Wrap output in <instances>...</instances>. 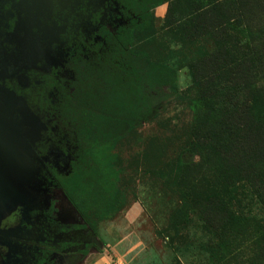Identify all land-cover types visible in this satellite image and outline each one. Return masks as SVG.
I'll use <instances>...</instances> for the list:
<instances>
[{
    "label": "trees",
    "instance_id": "obj_1",
    "mask_svg": "<svg viewBox=\"0 0 264 264\" xmlns=\"http://www.w3.org/2000/svg\"><path fill=\"white\" fill-rule=\"evenodd\" d=\"M119 1L127 24L114 33L102 30L103 52L72 57L73 79L57 88L52 127L74 149L70 173L56 184L95 234L126 207L117 147L177 95L176 71L153 63L141 49L155 38L153 11L168 3L167 26L177 24L191 42L209 38L215 50L191 66L203 111L193 142L179 157L182 205L164 232L176 239L197 215L224 239L248 228L259 242L264 219L239 217L233 207L245 196L264 210V0ZM223 246L198 248L218 262L226 258ZM256 247L247 262L264 264V240Z\"/></svg>",
    "mask_w": 264,
    "mask_h": 264
},
{
    "label": "rangeland",
    "instance_id": "obj_2",
    "mask_svg": "<svg viewBox=\"0 0 264 264\" xmlns=\"http://www.w3.org/2000/svg\"><path fill=\"white\" fill-rule=\"evenodd\" d=\"M223 1L226 3L228 0ZM95 2L96 10L102 9L103 26L115 31L127 24L122 10L112 0ZM168 7L166 3L153 11L155 38L149 44L142 43L141 49L148 52L153 63L168 65L176 71L177 95L153 120L119 143L116 158L122 170L121 189L126 207L115 220L102 222L98 234L86 227L64 190L56 184L58 176L70 173L74 149L59 134V130L52 127V107L57 100V90L50 91L40 115L23 106L13 94L6 90L1 92L4 95L0 96V104L4 103L6 120L17 123L24 113V118L35 121L31 127L16 126L22 143L17 142L13 135L9 137L6 134L5 137L0 131V151L17 150L14 156L8 158L11 162L7 165H12H9L11 168L8 166V174L4 178L7 184L14 186L16 193L5 198L0 192V225L5 222H8L7 225L15 224L21 210L25 221L33 218L30 216L33 208L45 212L42 225L36 231L40 250L35 255L29 251L18 255L15 243L11 242L16 230L3 225L4 232L0 238L4 244L0 243V252L8 249L5 261L9 264H14L18 256L20 259L16 264H249L248 259L259 251L256 246L264 239L257 243L253 241V233L248 228L241 229L238 235L229 234L224 239L197 215L189 216L190 225L181 230L176 239L164 232L171 216L182 205V195L177 186L181 176L179 157L193 142L194 128L203 111L196 102L200 90L194 82L191 66L215 50L209 38L191 42L178 34L177 24L167 26ZM240 17L238 11H233V18L239 24ZM91 27L87 31L88 36L93 33L90 32ZM238 28L245 27L240 24ZM101 45V40H97V45L86 53L97 55ZM45 107L49 109L43 113ZM42 146H46L41 150L45 157L39 150ZM21 148L26 151L19 150L20 154L16 156ZM47 172L55 184L50 188L45 184L49 180ZM1 176L2 171L0 179ZM241 201V205L233 207L239 217L264 219L263 207L256 199L241 196ZM129 234L136 241L132 248L126 241ZM236 236L238 239H235ZM122 238L125 240L122 241ZM242 240H245L244 243ZM224 242L226 248L223 246L221 252L223 250L226 258L218 262L198 248L199 244L217 248Z\"/></svg>",
    "mask_w": 264,
    "mask_h": 264
},
{
    "label": "flooded vegetation",
    "instance_id": "obj_3",
    "mask_svg": "<svg viewBox=\"0 0 264 264\" xmlns=\"http://www.w3.org/2000/svg\"><path fill=\"white\" fill-rule=\"evenodd\" d=\"M95 1L0 0V96L6 90L23 106L40 115L50 91L73 79V71L68 68L72 57L78 52L92 50L97 40L103 43L100 46L102 52V47L105 49L107 46L102 30L116 32L101 24L102 9L96 10ZM112 2L123 13L120 1ZM90 27L93 33L88 36ZM48 109L45 107L43 113ZM47 175L49 180L45 184L50 188L55 184L49 172ZM44 213L39 208H33L30 210L33 218L25 221L21 210L15 224L7 225L8 222H5L0 225V235L4 232L3 225L16 230L11 242L15 243L18 255L28 251L35 255L40 250L36 231L42 225ZM1 239L0 243L4 244ZM7 253L8 249L0 252V264H9L5 261ZM19 259L20 256L13 263H18Z\"/></svg>",
    "mask_w": 264,
    "mask_h": 264
},
{
    "label": "water",
    "instance_id": "obj_4",
    "mask_svg": "<svg viewBox=\"0 0 264 264\" xmlns=\"http://www.w3.org/2000/svg\"><path fill=\"white\" fill-rule=\"evenodd\" d=\"M5 115H6V112H5V108H4V103H1L0 104V122H1L0 131L4 132V136L5 137H6V134L9 137L11 135H13V138H16L17 142H21L22 143V141L20 139L21 134H20V132H17L16 129H18V127L19 128L24 127L25 125H27L28 127H31L34 124L35 120L34 119H30L28 117L24 118L26 115L24 113H22L21 114L22 120H19L17 123H14V122H12L10 120H6ZM16 126H18V127H16ZM3 144H6V142L4 141ZM24 148L18 149V152H17L16 156H18L20 154L19 150L21 152L22 151H26ZM1 151H2V149H1ZM16 151L7 152V151L3 150L1 152V154H0V167H1L0 172L2 171V176H1V179H0V190H1L0 192L2 193V195L5 198H9V197H11L12 195H14L16 193V189L14 188V186L11 183L7 184L6 181L4 180L5 175L7 176V174H8V173L6 174V171L8 170V166L11 164L10 163L9 165H7V163L11 162V161H8V158H10L11 155L14 156V152H16ZM21 155H23V154H21ZM17 168H18V166L16 167V169Z\"/></svg>",
    "mask_w": 264,
    "mask_h": 264
},
{
    "label": "crops",
    "instance_id": "obj_5",
    "mask_svg": "<svg viewBox=\"0 0 264 264\" xmlns=\"http://www.w3.org/2000/svg\"><path fill=\"white\" fill-rule=\"evenodd\" d=\"M130 237H131V235L129 234V235L127 236V238H126V241L128 240L127 242H129V243H128V244H129V246H128V247H130V246H131V248H132V247H133V245H134V243H135L136 241H135V239H134V238H130ZM121 240H122V241H124L125 239H124V238H122ZM138 246H139V245H138ZM130 250H131V249H130ZM130 250H129V251H130Z\"/></svg>",
    "mask_w": 264,
    "mask_h": 264
}]
</instances>
